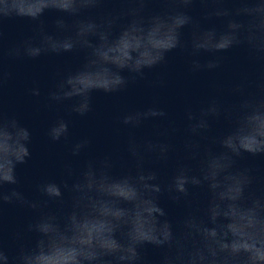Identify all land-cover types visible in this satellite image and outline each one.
I'll return each mask as SVG.
<instances>
[{"label":"clouds","instance_id":"clouds-1","mask_svg":"<svg viewBox=\"0 0 264 264\" xmlns=\"http://www.w3.org/2000/svg\"><path fill=\"white\" fill-rule=\"evenodd\" d=\"M109 2L127 7L101 11ZM149 3L163 7L146 14ZM194 3L200 4L204 20H221L222 30L202 28L189 14ZM46 10L61 13L53 33L40 19ZM18 18L32 23L31 34L6 51L0 46V87L9 75L2 67L5 57L34 60L82 53L80 66L65 71L47 94L57 103L73 101L69 111L81 117L92 111L94 91L109 95L125 91L144 80L146 69L166 63V54L177 48L191 58L189 71L193 73L219 68L222 53L242 48L258 74L254 78L242 74L229 89L239 97L236 104L226 106L212 98L198 110L186 109L183 159L195 161L198 168L193 172L179 164L165 185L170 198L174 202L183 198L188 208L175 232L168 221L159 219L165 215L156 202L161 186L156 173L144 168L150 159L167 161L175 150L169 140L178 129L171 122L155 131L156 139L129 136L126 151L133 168L119 178L111 175L114 162L105 156L87 161L72 183H40L37 191L46 199L28 200L14 189L5 192L3 186L18 182L15 168L30 156L31 133L0 108V205L15 203L37 213L24 230L35 234L33 243L26 244L24 233L16 232L13 247L6 249L0 237V264H141L138 248L145 243L163 249L159 264H264V188L254 189L257 178L248 169L235 167L243 153L264 154V0H0V44L3 24ZM125 19L126 23H120ZM185 26L191 28L187 43L180 33ZM128 34L138 42L128 41ZM202 52L212 57L203 64L198 59ZM96 67L106 73L102 81L81 87V74ZM123 71L129 75H121ZM157 83L162 86L163 81ZM30 91L40 95L36 87ZM166 116L153 105L125 112L117 119L135 129ZM221 116L231 124L230 131L204 143L209 139L205 135L209 120ZM46 135L53 142L67 140L68 122L58 117ZM211 144H219L222 150L213 151ZM88 145L87 138L76 142L72 155H79ZM65 172L73 176L69 165ZM190 187L205 189L203 206L189 199ZM62 189L69 193L67 203ZM50 203L58 210L49 208Z\"/></svg>","mask_w":264,"mask_h":264},{"label":"water","instance_id":"water-1","mask_svg":"<svg viewBox=\"0 0 264 264\" xmlns=\"http://www.w3.org/2000/svg\"><path fill=\"white\" fill-rule=\"evenodd\" d=\"M126 5L109 2L101 11L119 10ZM163 7L159 3L146 5V14L159 11ZM200 21L204 29L215 28L221 31L223 22L219 19L204 20L203 10L199 3H194L189 12ZM53 10H46L40 17L49 33L54 32V21L60 16ZM122 20L120 23H126ZM32 23L27 19H14L6 21L2 26V48L6 51L9 46L31 34ZM119 28H114V34ZM181 40L185 43L191 39V28L185 26L180 29ZM135 44L137 38L131 34L125 37ZM224 60L221 66L211 71H189L190 57L185 51L177 48L166 54V63L152 69L145 70L144 80L130 84L129 87L116 95L105 94L101 91L92 93V111L81 117L70 113L69 105L73 101L57 103L48 99L49 90L54 88L60 76L67 70H75L83 62L82 53H67L60 56L48 55L30 60L3 59V71L8 73V78L0 87V108L9 116H14L17 121L31 133V141L27 145L30 156L26 162L17 164L15 168L16 184H5L3 190L9 192L16 190L28 200L46 199L37 191V185L45 181H62L72 183L76 175L82 170L89 160H99L110 156L114 162L111 175L119 178L127 170L133 168L132 161L126 151L129 136L138 140L156 139L154 133L163 130L171 122L178 131L169 140L174 145V151L169 153L167 161L147 160L145 170L154 171L157 175L156 183L160 184L161 191L156 194L157 205L165 215L161 221H168L175 232L179 222L188 212L182 198L174 202L165 190V185L170 182L179 164H186L195 172L198 165L195 161L183 159L182 140L183 130L186 127V109L198 110L212 99L217 98L224 105L236 104L237 95L231 94L229 89L240 81L241 75L248 73L250 77L258 74L257 66L246 59L242 48H233L222 53ZM209 53L202 52L198 59L203 64L211 59ZM106 75L103 68L96 67L86 70L79 77L80 86L87 88L94 83L102 81ZM121 75L127 77L129 73L123 71ZM163 81L162 86L157 81ZM38 88L39 96L31 94L32 88ZM162 108L166 117H157L132 129L121 124L117 117L132 110H145L150 106ZM62 117L69 124L68 139L51 141L46 131L50 124ZM209 130L205 134L209 139L204 143H211V139L220 137L230 131L231 124L223 116L219 119L209 120ZM87 138L89 145L81 150L79 155H72L71 148L76 142ZM213 151H221L219 144H211ZM65 165H69L73 176L68 177ZM235 167L248 169L257 178L254 189L264 188V154L251 155L243 153L236 158ZM189 199L194 204L203 206L206 202V191L203 188H189ZM63 199L67 203L69 193L62 189ZM127 206V205H122ZM49 208L56 211L55 203H50ZM48 209H44L47 211ZM37 213L18 204L0 205V237L6 249L13 247V235L16 232L24 233V242L31 244L35 234L26 233L24 230L28 223L33 222ZM119 238V234L117 236ZM163 249L152 244H143L138 248L141 264H159Z\"/></svg>","mask_w":264,"mask_h":264}]
</instances>
